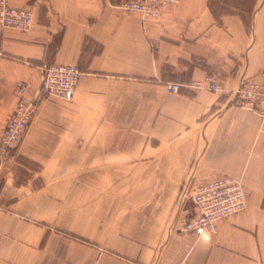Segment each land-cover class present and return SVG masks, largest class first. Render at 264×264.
Here are the masks:
<instances>
[{
  "label": "crops",
  "instance_id": "0c3cea01",
  "mask_svg": "<svg viewBox=\"0 0 264 264\" xmlns=\"http://www.w3.org/2000/svg\"><path fill=\"white\" fill-rule=\"evenodd\" d=\"M6 1L32 27H0V137L17 84L33 98L43 64L84 75L0 162V264H264V120L230 97L264 75V0H181L156 20L117 9L127 0ZM207 74L222 93L166 90ZM223 176L240 181L244 210L215 234L172 233L198 214L194 188Z\"/></svg>",
  "mask_w": 264,
  "mask_h": 264
},
{
  "label": "built area",
  "instance_id": "2783aa9c",
  "mask_svg": "<svg viewBox=\"0 0 264 264\" xmlns=\"http://www.w3.org/2000/svg\"><path fill=\"white\" fill-rule=\"evenodd\" d=\"M178 0H135L121 3L119 10L126 14H138L143 20H156L164 10L176 5ZM31 13L26 9L11 7L6 0H0V26L21 32L30 30ZM82 73L74 65H44L42 68L41 86L34 98L26 93V84L20 83L15 90L16 106L10 115L0 137V161L15 150L37 106L44 99L53 97L60 100H71L74 89ZM200 88L220 91V86L211 78L198 82ZM178 84L168 87L170 92H177ZM234 100L241 106L264 119V78L261 82L245 80L234 92ZM192 201L198 210L196 217L179 220L177 225L186 232L196 235L214 234L217 223L223 218L232 216L245 208V198L240 183L229 177H222L196 188Z\"/></svg>",
  "mask_w": 264,
  "mask_h": 264
},
{
  "label": "rangeland",
  "instance_id": "374dc122",
  "mask_svg": "<svg viewBox=\"0 0 264 264\" xmlns=\"http://www.w3.org/2000/svg\"><path fill=\"white\" fill-rule=\"evenodd\" d=\"M131 1H135V0H127V1H123V2H121V3H124V2H131ZM180 1L181 0H178V2L176 3V5H178L179 3H180ZM120 3V4H121ZM119 4V5H120ZM119 5H117V9H119ZM176 5H173V6H176ZM173 6H170V7H173ZM12 7V6H11ZM169 7V8H170ZM19 9V8H18ZM21 9H24V8H21ZM27 10V9H26ZM29 11V10H28ZM121 11V10H120ZM30 12V11H29ZM122 12V11H121ZM124 13V12H123ZM126 14V13H125ZM136 15H138V14H136ZM32 16V15H31ZM140 18H141V16L140 15H138ZM243 18V20L245 21V23H247V18L248 17H242ZM142 19V18H141ZM1 27V26H0ZM31 27H32V22H31ZM31 27H30V29H31ZM1 28H3V27H1ZM12 29V28H11ZM14 30H16V29H14ZM18 31V30H17ZM19 32H21V31H19ZM26 32H28V31H26ZM26 32H22V33H26ZM54 64H56V63H54ZM44 65H53V64H43L42 66H41V68H43V66ZM61 65H66V64H61ZM74 66H76V65H74ZM80 69V68H79ZM80 71H81V73H82V77H83V75H84V73L82 72V70L80 69ZM82 77H81V79H82ZM41 78H42V76H41ZM207 78H211V79H213L214 81H215V83L216 84H218L219 86H220V91H211V90H207V89H204V88H200L198 85H197V83L198 82H205V80L207 79ZM263 78H264V75H263V77L261 78V80H251V79H242L241 80V82L238 84V86L234 89V90H232L231 92H230V97H231V102H232V104L233 105H235L236 107H239V108H242V109H244V110H247L246 108H244L243 106H241L240 105V103L239 102H237V101H235L234 100V92L238 89V87L242 84V83H244L245 82V80H247V81H251V82H261L262 80H263ZM80 79V80H81ZM80 82V81H79ZM79 82L77 83V85H76V87H75V89H74V93H75V90H76V88H77V86H78V84H79ZM20 83H23V82H20ZM20 83H18L17 84V86H19V84ZM25 84V83H24ZM172 84H178L179 86H180V88L177 90V92H170L169 90H168V87L170 86V85H172ZM17 86H16V88H17ZM40 86H41V81H40ZM40 86H39V89H40ZM183 87H185V89H188V90H194V91H207V92H211V93H222L223 91H224V89H223V87H222V84H221V82H220V80L216 77V76H214V75H212V74H207L203 79H200V80H190L187 84H184V85H182V84H180L179 82H175V83H169V84H166V90L169 92V93H178ZM16 88H15V90H16ZM38 89V90H39ZM38 92V91H37ZM14 93H15V91H14ZM26 93H27V84H26ZM74 93H73V96H72V98H71V100L73 99V97H74ZM37 94V93H36ZM27 96H28V94H27ZM29 97V96H28ZM35 97V96H34ZM33 97V98H34ZM30 98V97H29ZM49 98H53V97H49ZM49 98H46V99H44L42 102H40L39 104H38V106H37V109H36V112H37V110H38V108H39V106L44 102V101H46L47 99H49ZM32 99V98H31ZM56 99H58V98H56ZM60 100V99H59ZM71 100H68V101H71ZM62 101H64V100H62ZM15 106H16V104H15ZM247 111H249V110H247ZM36 112H35V114H36ZM249 112H251V113H253L252 111H249ZM35 114H34V116H35ZM254 114V113H253ZM256 115V114H255ZM34 116H33V118H34ZM257 116V115H256ZM259 117V116H258ZM33 118H32V120H33ZM260 118V117H259ZM262 119V118H261ZM32 120H31V122H32ZM262 120H264V119H262ZM30 122V123H31ZM30 123H29V125H30ZM28 125V126H29ZM28 126H27V128H28ZM27 128H26V130H27ZM26 130H25V133H26ZM24 133V134H25ZM24 136V135H23ZM22 139H23V137H22ZM21 142H22V140L20 141V143H19V145H18V147L20 146V144H21ZM18 147L15 149V150H13V151H11L10 153H9V155L4 159V160H6L9 156H11V155H14L15 154V152H16V150L18 149ZM4 160H1L0 162H2V161H4ZM26 165V167L28 168V169H30V170H32V175H30V176H28V175H26L27 177H28V179H32L33 178V172H36V171H34V170H36L37 169V166H33V165H30V164H28V163H26L25 164ZM223 177H227V176H223ZM220 178H222V177H220ZM230 178V177H229ZM219 179V178H218ZM233 179V178H232ZM234 180H236V179H234ZM236 181H238V180H236ZM239 183H240V181H238ZM206 184V183H205ZM201 185H203V184H201ZM240 185H241V183H240ZM198 186H200V185H198ZM198 186H196L195 188H194V190H193V192H192V194H191V200H192V195H193V193L195 192V190H196V188L198 187ZM35 187V186H34ZM241 187H242V185H241ZM97 189V188H96ZM98 191H100L101 189L99 188V189H97ZM95 191V213H96V215H98V216H102V213H103V206H102V198H101V196H102V193H97L98 191ZM242 191H243V188H242ZM244 193V192H243ZM80 195H81V192H80ZM98 195H100V196H98ZM99 197V198H98ZM193 202V201H192ZM111 204H112V216H115L116 217V219L114 220V222H117L119 219H117V217L119 216V214L121 213V212H123L124 210H119L117 207H116V205H115V201H113V200H111ZM244 210V209H243ZM241 212V211H240ZM239 213V212H238ZM196 217V216H195ZM192 218H194V217H192ZM187 219H191V218H187ZM187 219H180V218H177V219H175L174 220V222H172V224L170 225V231L172 232V233H178V234H192V235H195V236H199V235H196V234H194V233H191V232H186L182 227H180L179 225H177V223L179 222V220H187ZM222 220V219H221ZM217 232V231H216ZM205 234H211V233H205ZM215 234V233H214ZM204 235V234H203ZM200 236H202V235H200ZM77 243L79 244V248H80V250L81 249H86L87 247L89 248H92V246H88L89 244L87 243V241L86 240H82V239H77ZM96 249H97V247H95ZM79 260H80V263H83V262H85V261H87V257H86V251L84 252V255H82L81 253H80V257H79ZM94 264H97V258H95L94 257Z\"/></svg>",
  "mask_w": 264,
  "mask_h": 264
}]
</instances>
